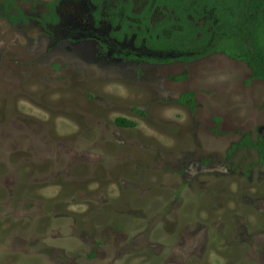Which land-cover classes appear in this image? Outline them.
<instances>
[{
	"label": "rangeland",
	"instance_id": "obj_1",
	"mask_svg": "<svg viewBox=\"0 0 264 264\" xmlns=\"http://www.w3.org/2000/svg\"><path fill=\"white\" fill-rule=\"evenodd\" d=\"M56 10L47 28L0 17V264H264V162L230 152L264 137L263 81L222 53L127 59L144 47L86 0Z\"/></svg>",
	"mask_w": 264,
	"mask_h": 264
},
{
	"label": "trees",
	"instance_id": "obj_2",
	"mask_svg": "<svg viewBox=\"0 0 264 264\" xmlns=\"http://www.w3.org/2000/svg\"><path fill=\"white\" fill-rule=\"evenodd\" d=\"M61 1H47L45 11L30 15L19 8L14 0H0V17L10 24H27L33 20L42 28H47L59 22L56 9ZM104 1L107 7L103 5ZM141 1L144 4L137 12L131 0L118 1L115 6H110L109 0H89L93 25L105 20L111 26L109 39L116 44L134 36L136 48L162 52L177 48L182 53L179 58L184 62L214 52L222 53L243 61L250 70V80L264 81V0ZM156 11L164 16L152 22ZM201 18H204V23L199 24ZM135 53L124 48L119 55L134 59ZM140 58L154 61L152 57ZM174 101L193 110L195 93L188 90ZM115 123L121 127L136 125L135 121L123 117L116 118ZM241 146L253 148L258 156V164L264 162V137L258 136L254 141L246 134L232 146L230 152Z\"/></svg>",
	"mask_w": 264,
	"mask_h": 264
},
{
	"label": "flooded vegetation",
	"instance_id": "obj_3",
	"mask_svg": "<svg viewBox=\"0 0 264 264\" xmlns=\"http://www.w3.org/2000/svg\"><path fill=\"white\" fill-rule=\"evenodd\" d=\"M87 1V3L89 4V6H90V10H89V12L91 11V5H90V2H89V0H86ZM118 1H124V2H126V1H129V0H116L114 3H111L110 2V0H109V5L110 6H115V3L116 2H118ZM132 1V3H133V6H134V11H137V12H139L140 10H141V8H142V6H143V2L141 1V0H131ZM103 5L104 6H106V1H104V3H103ZM107 7V6H106ZM160 13V12H159ZM102 14V13H101ZM156 14H157V11H156V13H155V15H154V17L156 16ZM164 15H163V13H161V16L158 18V19H160L161 17H163ZM90 17L92 18V16H91V14H90ZM158 19H154L153 18V20H152V22H155L156 20H158ZM92 20H93V18H92ZM103 22H105V23H107L105 20H101L100 21V23H99V25L101 26V23H103ZM198 23L199 24H202V23H204V18H201V19H199L198 20ZM38 24V23H37ZM39 25V24H38ZM40 26V25H39ZM96 26H98V25H96ZM111 26H109V30L111 29L110 28ZM109 30H108V36H109ZM131 39H134V36H132V38ZM126 40V39H125ZM124 40V41H125ZM128 40V39H127ZM124 41H122V42H124ZM121 42V43H122ZM118 44H120V43H118ZM103 45V48L104 49H108V47L107 46H105L104 44H102ZM134 45V44H133ZM137 49H141V48H137ZM175 50H169V51H166V52H162V51H147V50H145L144 49V51L146 52V53H144L143 55H140V56H137L136 54H138V53H135V55H136V58H134V59H138V60H145V61H148L147 59H142V58H140V57H142V56H144V57H152L151 59L152 60H154V61H148V62H151V63H157V64H169V63H172L173 61H181V62H183V63H187V62H190V60L189 61H187V62H184V60H182L181 58H179L181 55H182V53H181V51L179 50V49H177V48H174ZM135 52V51H134ZM170 53H174V56H169V54ZM214 53H216V52H214ZM159 54H161V55H163V56H160ZM211 54H213V53H211ZM209 55V54H208ZM158 56V57H157ZM160 56V57H159ZM162 59V61L161 62H157L155 59ZM192 61V60H191ZM179 97V96H178ZM177 104H180V103H177ZM180 105H182V104H180ZM196 105V104H195ZM195 105H194V107H195ZM184 106H186V107H188L187 105H184ZM189 108V107H188ZM191 110V109H190ZM242 147V146H241ZM225 160H229V157L228 158H226ZM207 169L208 168H205V167H201V171L202 172H208L207 171Z\"/></svg>",
	"mask_w": 264,
	"mask_h": 264
},
{
	"label": "clouds",
	"instance_id": "obj_4",
	"mask_svg": "<svg viewBox=\"0 0 264 264\" xmlns=\"http://www.w3.org/2000/svg\"><path fill=\"white\" fill-rule=\"evenodd\" d=\"M253 80H255V79H253ZM249 81H251L250 79H249ZM262 81V80H261ZM263 83H264V81H263Z\"/></svg>",
	"mask_w": 264,
	"mask_h": 264
}]
</instances>
